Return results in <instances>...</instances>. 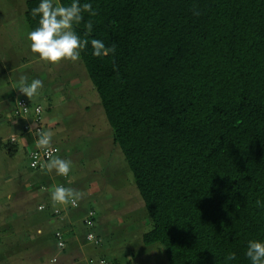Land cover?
<instances>
[{
    "label": "trees",
    "instance_id": "obj_1",
    "mask_svg": "<svg viewBox=\"0 0 264 264\" xmlns=\"http://www.w3.org/2000/svg\"><path fill=\"white\" fill-rule=\"evenodd\" d=\"M85 2L98 14L85 13L74 31L84 38L91 19L87 39L115 44L116 52L94 57L89 44L77 62L100 98L113 143L152 222L142 242L160 245L167 264H225L229 253L236 258L227 264H250L248 241H264V0H80ZM39 3L25 0L30 31L38 26L31 10ZM21 99L33 122L41 105L20 92L13 114ZM38 119L47 130L44 112ZM25 125L20 137L33 139L25 144L29 168L47 172L31 167L37 138ZM12 138L0 137V153L15 157L19 145ZM50 148L55 158L54 138ZM57 176L68 181L69 173ZM48 185L41 187V197L49 201L45 212L57 225L51 235L59 247L61 234L65 254L67 219L85 202L53 203ZM60 185L69 188L64 180ZM83 208L87 234L85 245L79 244L87 259L75 257L71 264H119L107 258L99 235L88 240L96 212L87 204Z\"/></svg>",
    "mask_w": 264,
    "mask_h": 264
},
{
    "label": "rangeland",
    "instance_id": "obj_2",
    "mask_svg": "<svg viewBox=\"0 0 264 264\" xmlns=\"http://www.w3.org/2000/svg\"><path fill=\"white\" fill-rule=\"evenodd\" d=\"M25 8L22 0H0V25L6 27L0 30V66L7 64L9 70L17 68L21 75L43 82L33 99L41 105L48 126L57 122V126L47 128L54 133L56 157L72 162L68 181L58 178L57 183L64 180L69 188L83 193L79 201L85 202L69 215L70 222L73 214L82 213L81 221L70 224L77 225L80 235L87 234L83 224L86 216L83 207L87 204L96 212L93 234L100 236L102 249L112 263L117 260L119 264H167L160 245L147 246L142 242L152 222L135 186L134 175L120 148L113 143L100 98L84 66H80L83 71L76 78L72 72L79 62L50 65L39 60L27 40L30 30L23 14ZM53 73L62 75L63 82L56 80ZM7 75L10 76L9 71ZM7 81L0 78V86L6 87ZM20 86V81H14L8 89L10 96H19ZM6 116L0 112V136L7 141L16 135L19 151L15 157L5 151L0 153V260L2 264H51L55 257V264H71L65 257L69 250L64 254L51 235L57 225H53L55 221L50 222L45 212L50 208L49 201H43L42 185L37 183V177L45 172L29 170L21 131L15 126L19 120L10 113L9 123ZM29 118L32 117L20 120L27 123ZM94 183L101 193L94 192ZM33 193L39 197H32ZM3 228L12 231L2 233Z\"/></svg>",
    "mask_w": 264,
    "mask_h": 264
},
{
    "label": "clouds",
    "instance_id": "obj_3",
    "mask_svg": "<svg viewBox=\"0 0 264 264\" xmlns=\"http://www.w3.org/2000/svg\"><path fill=\"white\" fill-rule=\"evenodd\" d=\"M95 17L98 11L93 8L92 3H80V0H72L69 5H62L57 0H40L37 7L31 10L33 18L39 17L38 26L27 34V40L30 42V50L37 55L39 60L50 65H56L62 61L76 62L81 58V52L90 44L92 55L103 58L114 56L116 45L106 46L102 40L87 39L93 30V21L89 19L85 23L84 38H81L75 31L74 25L83 21L84 14ZM198 14V13H197ZM113 71H117L118 66L113 61ZM19 91L31 99L39 89L43 87L40 79L28 81L26 76L20 78ZM30 134L33 130L30 129ZM36 136V147L38 149H50L54 133L51 130L37 128L34 132ZM71 161L59 157L49 158L47 162L41 163V169L48 171L55 170L57 175L67 176L71 170ZM47 191L50 192L51 200L56 204H72L82 198L83 193L72 188H66L62 185L55 186ZM256 204L260 206L258 200ZM245 256L250 260V264H264V241L249 240ZM235 254L229 253L225 256V264L234 260ZM51 264H55V257L52 258Z\"/></svg>",
    "mask_w": 264,
    "mask_h": 264
},
{
    "label": "crops",
    "instance_id": "obj_4",
    "mask_svg": "<svg viewBox=\"0 0 264 264\" xmlns=\"http://www.w3.org/2000/svg\"><path fill=\"white\" fill-rule=\"evenodd\" d=\"M24 4H25V0H22V7L24 8ZM24 10V9H23ZM22 10V11H23ZM23 14H24V11H23ZM4 28H6L5 26H2V25H0V30H2L3 31V29ZM17 29V28H16ZM0 60H2V58H0ZM24 60H26V58L25 59H21L20 61H24ZM77 62V61H76ZM74 66V65H73ZM80 66H82L80 63L78 64V67L76 68V70L78 71H76L75 69V71L74 72H72V74H73V76L74 77H76V78H78V73H80V72H82L81 71V67ZM80 67V69L78 70V68ZM0 69L2 70V72H1V74H0V78H2V79H8V81L7 82H4V84H5V86L6 87H2V86H0V112L2 113V114H5V115H7L6 117H7V120H8V114H10V113H12V115H14L13 114V108H14V101H16V99L18 98V96L17 97H12V96H10V92H9V90L8 89H10L11 88V86H12V84H13V82L14 81H16V80H18V81H20V78L23 76V75H21L19 72H18V70H17V68H11L10 70H9V66L7 65V64H5L4 66H0ZM8 71L10 72V76L9 75H7V73H8ZM60 74H61V72H60V70H57ZM13 72H14V74H13ZM59 73H53V76H55V79L56 80H58L59 79V81L60 82H63V80H61V79H63V77H62V75H61V77H60V75H58ZM63 74V73H62ZM87 74V73H86ZM28 78V81H31V77H27ZM20 93V92H19ZM17 94V93H16ZM35 97V96H34ZM27 98V100H29L31 103H33V104H36L35 103V100L33 99V97L31 98V99H29L28 97H26ZM76 108H77V106H76ZM78 109V108H77ZM83 110H87V107L86 108H84ZM14 117V116H13ZM15 118V117H14ZM22 119H25V118H22ZM30 119V118H29ZM17 120H19V119H17ZM31 120H32V118L30 119V122H31ZM9 121V123H10V120H8ZM7 121V122H8ZM16 122H18V121H16ZM22 121L21 120H19V123L18 124H16V123H13V125H15V126H17V127H19V130L22 132ZM54 126H57V122L56 123H52L51 125H49L48 127H54ZM16 135H13L12 137H15ZM1 137V136H0ZM22 140H23V143L24 144H26V143H29V144H31L32 142H33V139L32 138H22ZM29 144H28V146H29ZM29 170L31 171V169L29 168ZM58 176H57V174H56V172H55V170H52V171H47V172H45L43 175H41L40 177H37V179H38V181H37V183H39L40 185H46V184H49L48 186L50 187V188H53V187H55V186H58V183H57V180H58ZM31 179H33V178H31ZM36 181V180H35ZM97 185V184H96ZM96 185H94L95 187H94V192H97L98 191V186H96ZM69 187V186H68ZM73 189V188H72ZM88 193V192H87ZM89 195H90V193H88ZM39 197V195L36 193V194H34L33 193V195H32V197ZM43 201H44V199H43ZM79 213H81L80 211H79ZM78 213V214H79ZM73 216H74V218H72V220H70V222H73L74 224L75 223H79L80 221H81V216H82V213L81 214H79V215H77V213H75V214H73ZM70 222H69V217H68V219H67V223H66V225H65V231H66V238H67V242H68V244H69V254L68 255H65V257H67L69 260H71V262H73V260H74V258L75 257H77V259H82V260H85V259H87V252H86V250H84L82 247H80V244L79 243H83V242H85V238H84V236H82V235H78V233H79V230H76V229H72L73 227H72V225L70 224ZM67 226H71V228H66ZM81 237V238H80ZM80 239V240H79ZM8 244V243H7ZM83 245H85L84 243H83ZM87 245V244H86ZM87 246H90V245H87ZM80 252V253H79ZM71 253V254H70Z\"/></svg>",
    "mask_w": 264,
    "mask_h": 264
},
{
    "label": "built area",
    "instance_id": "obj_5",
    "mask_svg": "<svg viewBox=\"0 0 264 264\" xmlns=\"http://www.w3.org/2000/svg\"><path fill=\"white\" fill-rule=\"evenodd\" d=\"M29 112H30V108L27 102L24 99L18 100L16 103L14 116H20L21 118H25L27 120L29 117L28 115ZM43 112L44 111L42 110V107L38 106L34 111V121L27 122L24 129L28 132H30L29 130L32 129L34 132L37 128H43V126L39 124L40 119H38V117L42 115ZM16 141L17 138L13 137L12 142H16ZM54 154L55 152L52 148L45 150V149H38L37 147H35L34 151H32L30 154V157L32 159L31 167L33 169L41 168L40 167L41 163L47 162L49 158H53ZM58 237H60L59 247L63 248L65 246V243L62 241L61 234H59ZM88 240L96 241L95 235H89ZM99 264H105V261H100Z\"/></svg>",
    "mask_w": 264,
    "mask_h": 264
}]
</instances>
